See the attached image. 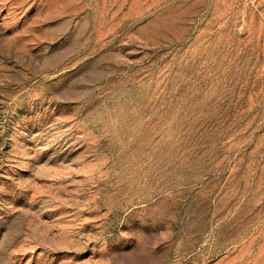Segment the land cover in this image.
Masks as SVG:
<instances>
[{
    "label": "rangeland",
    "instance_id": "rangeland-1",
    "mask_svg": "<svg viewBox=\"0 0 264 264\" xmlns=\"http://www.w3.org/2000/svg\"><path fill=\"white\" fill-rule=\"evenodd\" d=\"M0 264H264V0H0Z\"/></svg>",
    "mask_w": 264,
    "mask_h": 264
}]
</instances>
